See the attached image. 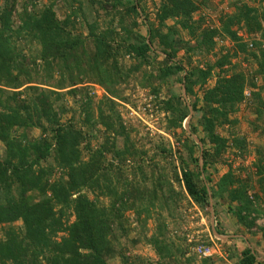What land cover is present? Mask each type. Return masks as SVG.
<instances>
[{
    "label": "trees",
    "instance_id": "16d2710c",
    "mask_svg": "<svg viewBox=\"0 0 264 264\" xmlns=\"http://www.w3.org/2000/svg\"><path fill=\"white\" fill-rule=\"evenodd\" d=\"M0 1V142L4 147L0 149V264H109L106 258L112 238L125 232L126 213L131 211L143 224L156 215L157 230L148 244L160 260L181 264L188 247L167 236L168 226L163 220V211L168 218L174 217L184 196L175 183L202 209L210 208L211 199L216 206L220 200L227 202L238 223L248 230L256 227L261 216L264 218L249 198L248 182L229 170L215 190L207 186L210 179L205 175L210 165L221 162L230 147V140L219 129H233L238 123L231 115L244 100V73L225 71L231 62L228 55L212 65L206 63L205 69L190 71L175 60L181 48L186 53L209 55L215 38L227 37L237 44L238 53L251 56L258 67L255 76L264 79V11L243 5L223 19L219 31L203 30V22L194 21L199 10L194 0H162L155 22L145 11L147 0H63L70 11L64 20L56 13V0L40 10L35 2H31V9L27 3L19 11L18 0ZM100 12L104 13L103 22ZM15 18L19 22L16 27ZM77 20L87 27V34L76 32ZM140 21L147 30L145 37L137 31ZM171 21L174 26H168ZM233 27L237 31H232ZM238 30L261 37L262 41L253 42V52L241 43ZM181 32L195 43L180 38ZM156 43L171 66L158 69L155 79L166 81L183 74L180 80L190 95L196 86L203 88L220 69L215 86L192 104V111L202 115L197 125H190V132L197 135L201 126V141L210 146L203 154V171L189 169L180 156L179 168L169 163L171 180L165 168H158L160 162H149L132 144L116 109L118 101H127L123 87L147 65L150 53L159 55L153 49ZM34 46L38 50L34 51ZM127 59L132 63L127 64ZM89 83L101 86L106 95L99 102L89 96L82 102L86 111L84 127L74 121L63 123L68 112L67 96L76 95L80 92L78 86ZM139 84L150 87L143 81ZM67 89L71 90L64 92ZM254 99L261 101L260 94H254ZM159 106L171 114L166 132L177 139L175 132L183 128L190 107L181 110L173 99L162 100ZM262 112L258 109L259 119L263 118ZM33 130L40 131V135L30 139L28 133ZM101 132L102 141L93 146V139L97 141V133ZM231 135L233 147L244 156L248 150L246 139L233 131ZM120 139L123 147L119 146ZM188 140L191 145L186 142L187 157L196 163L194 152L199 146L190 136ZM159 149L168 160L170 151ZM257 167L263 186V159ZM16 223L21 225L16 227ZM209 260H203V264ZM191 261L188 257L187 262ZM238 264L264 262L248 246Z\"/></svg>",
    "mask_w": 264,
    "mask_h": 264
},
{
    "label": "rangeland",
    "instance_id": "374dc122",
    "mask_svg": "<svg viewBox=\"0 0 264 264\" xmlns=\"http://www.w3.org/2000/svg\"><path fill=\"white\" fill-rule=\"evenodd\" d=\"M199 6V10L194 15V21L203 22L202 29L219 30L222 28V21L227 15H233L243 5L250 8L264 11V0H194ZM31 2H35L37 10L49 5L51 0H18L17 11L21 10L24 4L29 3V9L32 8ZM162 0H147L143 5L149 17V20L155 22V15ZM2 1H0V9ZM55 10L59 19L64 20L70 11L64 4L63 0L55 1ZM101 11V10H100ZM104 13L100 12V20L103 22ZM15 27L19 25L17 18L14 19ZM175 22H168V26H174ZM144 37L147 35L146 27L140 21V26L137 29ZM167 30L164 29V32ZM232 31H237L236 27ZM76 32L87 34V27L81 21H76ZM180 34V32H179ZM238 36L241 38V43L246 44L249 52L255 50L254 41H262L259 35H249L244 30H238ZM180 38L184 41H191L190 37L185 32H181ZM214 50L209 55H200L195 52L186 53L183 48L177 52L176 62L182 63L186 70L205 69L206 63L211 65L217 63L222 57L228 55L231 61L230 64L224 67L228 74L235 72L244 73L246 78V87L244 90V100L238 106L237 110L231 115V119L238 121L237 125L232 129L223 127L219 129V133L223 137H227L230 142V147L223 156L220 163L210 165L208 173L205 174L210 181L207 186L215 190L218 189L220 179L231 170L242 182L249 184V198L253 202L256 209H261L264 213V185L259 181L257 163L260 159L264 162V79L260 76H255L257 64L251 56L238 53V47L235 42L227 37L215 38ZM195 43V41H191ZM158 43L154 44L153 49L159 55L150 53L148 56L147 65H145L141 72L136 74V78L131 79L123 87L127 101H118L116 107L122 122L130 133L132 144H135L136 149L143 152L145 157L154 162L159 163V169L163 167L169 179L172 178L170 172V164L179 168L181 161L178 157L189 164V169L193 171H203L204 151L210 148L209 145L202 143L203 137L201 126L198 127L197 135L190 132V125H197V120L201 117L202 112H193L192 104L203 98L204 92L213 88L216 84V79L220 73V69L213 72L212 78L203 88L196 86L194 94L190 95L186 92V86L181 82L183 74L170 77L166 81L155 79L158 69L171 66L170 63L165 62V57L157 48ZM39 48V47H38ZM37 46L33 50H38ZM88 48H90L88 46ZM90 51V49H89ZM27 53L28 50H26ZM30 54V53H29ZM234 57V55H236ZM132 60L127 59V64H131ZM56 77H60L56 74ZM143 81L149 84L150 87L142 88L139 84ZM252 81L255 86H252ZM80 92L76 95H68L65 100L66 109L68 110L62 118L63 123L74 121L77 126H83L85 121L86 111L82 108V102L87 99V96L92 98L95 102H99L106 95L105 90L96 84H87L78 86ZM156 88L158 91L153 92ZM75 89V88H74ZM67 89L64 92H69ZM259 93L260 99H254V94ZM176 98H175V97ZM178 98V99H177ZM174 100L177 108L185 109L186 106L190 108V116L183 123V128L176 131L178 135L175 139L172 134L166 132L168 117L170 113L161 110L159 102L162 100ZM203 107L200 103L198 109ZM258 109L263 111L262 119H259ZM186 133H184V131ZM240 135L247 141L248 150L244 156H240L233 147L231 132ZM173 133V131H172ZM30 139L38 138L40 131L33 130L29 133ZM96 135V134H95ZM103 132L97 133V141L93 139V146L102 141ZM199 146L195 149L194 159L198 162H193L187 157L185 148L186 142L191 145L188 137ZM119 146L123 147V139H120ZM160 147L170 151L168 160H164ZM3 145L0 142V149L3 150ZM172 156V157H171ZM110 159V157H109ZM170 161V162H169ZM168 162V163H167ZM157 169V170H159ZM61 173L58 172L57 176ZM175 188L182 195V201L178 205V209L174 213L173 218L167 217V212L163 211V220L166 222L167 236L170 239L182 244L185 248L188 247V254L186 258L181 259V264H203V260L210 259L208 264H238L241 253L249 246L258 255V260L264 262V232L261 231L264 226V218L256 222V227L248 230L238 223L237 218L229 209L227 202H222L216 206V202L211 199L210 208L208 210L202 209L187 198L181 187L175 183ZM35 195H32V198ZM186 197V198H185ZM234 206V205H233ZM235 207V206H234ZM233 207V208H234ZM158 215H162V211L156 210ZM156 217V215H155ZM154 217V218H155ZM145 217L143 216L142 219ZM150 219L143 224V220L139 221L135 212H127L124 223V233L118 234L115 239L112 238V247L107 254V261L109 264H177L176 261H162L156 254L151 245L148 244L149 238L156 233L158 221ZM73 221V218H72ZM21 223H16L19 227ZM216 228L218 232H216ZM127 232V233H126ZM126 233V234H125ZM3 237L2 227H0V239ZM182 243H180V242ZM209 247L211 249V257L205 258L198 254L199 247ZM192 259L191 263L187 262V258Z\"/></svg>",
    "mask_w": 264,
    "mask_h": 264
},
{
    "label": "built area",
    "instance_id": "2783aa9c",
    "mask_svg": "<svg viewBox=\"0 0 264 264\" xmlns=\"http://www.w3.org/2000/svg\"><path fill=\"white\" fill-rule=\"evenodd\" d=\"M197 252L200 256L205 257V258L212 256V254H211L212 251L209 247H199L197 249Z\"/></svg>",
    "mask_w": 264,
    "mask_h": 264
}]
</instances>
